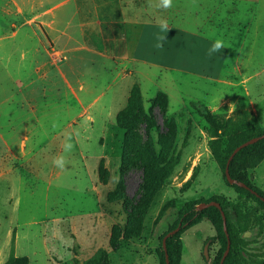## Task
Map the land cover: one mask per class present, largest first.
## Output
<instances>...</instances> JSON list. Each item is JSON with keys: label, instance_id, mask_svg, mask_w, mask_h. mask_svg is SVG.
<instances>
[{"label": "rangeland", "instance_id": "rangeland-1", "mask_svg": "<svg viewBox=\"0 0 264 264\" xmlns=\"http://www.w3.org/2000/svg\"><path fill=\"white\" fill-rule=\"evenodd\" d=\"M33 1L39 13L48 7L44 0ZM207 1L196 0L198 26L206 20ZM236 1L229 6V30H245V40L237 50L243 75L230 77L233 85L140 76L141 90L134 86L114 116L105 117L113 108L107 103L110 94L98 101L100 113L87 112L113 123L102 130L99 120L88 128L95 143L87 144L81 139L86 121L81 103L93 101V95L81 90L77 75L64 80L58 73L59 33L46 24L49 18L29 12L30 0H0V264H158L159 237L175 222L178 209L212 195L227 197L241 211L251 209L245 225L250 231L235 237L249 260L245 264L264 263V213L254 202L243 205L226 186L211 150L217 122L255 120L264 129V0ZM181 13L189 18L188 7ZM132 91L141 96L142 114L130 102ZM162 94L165 112L152 109ZM221 97L234 102L236 111L229 112L228 105L208 108ZM123 110L121 128L116 119ZM66 142L72 144L69 152ZM78 148L96 157L86 162ZM58 156L65 158L63 169L53 165ZM249 176L264 192V160ZM148 183L149 199L143 202ZM215 235L206 219L187 229L180 264H212L219 245L207 240Z\"/></svg>", "mask_w": 264, "mask_h": 264}, {"label": "crops", "instance_id": "crops-1", "mask_svg": "<svg viewBox=\"0 0 264 264\" xmlns=\"http://www.w3.org/2000/svg\"><path fill=\"white\" fill-rule=\"evenodd\" d=\"M30 1L29 12L49 18L46 24L59 33L58 73L64 80L66 75H77L78 81L82 79L81 90L93 95V101L81 103L86 120L81 124L85 129L81 136L83 143H95L88 128L99 120L102 130L113 124L105 117L114 116L123 108L134 86L141 90L140 76L165 74L206 81L213 86H231L230 77L243 75L237 50L242 48L245 30L241 32L234 27L233 34L229 30V6H236V0H208L206 20L200 26L193 23L197 16L196 0H173L172 7L166 10L155 7L157 0H152L151 7L149 0H44L43 5L48 7L40 13L35 10V2ZM184 6L188 7L189 18L180 16ZM161 20L168 23L170 30L161 33L167 40L163 49H157L155 34L160 32ZM217 39L224 41L225 49L209 56V49ZM229 52L233 53L231 61ZM229 64L233 65L232 70ZM244 81V78L240 80ZM158 92L166 94L164 90ZM106 95L110 98L107 103L113 107L107 110L109 114L88 117L91 109L100 113L102 107L98 101ZM230 102L229 98L221 97L207 106L216 111ZM74 140L80 143V138ZM78 153L86 162L96 157L84 154L79 148ZM252 176L253 182L256 181L255 173Z\"/></svg>", "mask_w": 264, "mask_h": 264}, {"label": "trees", "instance_id": "trees-1", "mask_svg": "<svg viewBox=\"0 0 264 264\" xmlns=\"http://www.w3.org/2000/svg\"><path fill=\"white\" fill-rule=\"evenodd\" d=\"M160 100V102L153 104L152 109H158L160 112H165L167 106L166 95H160ZM130 102H133L135 105L134 111L140 114L144 112L141 103V96L138 93H133V91L131 92ZM190 105L199 113L205 112L202 111V105L199 103L191 102ZM125 112L126 110H123L117 115L116 124L121 128H124L121 117L125 115ZM215 134L216 135L214 136L216 137V140L212 143L211 150L217 164L223 172L224 183L228 188L233 189L238 194V197L241 199V201H243V205L245 202H254L261 209V212L264 213V201H262V198L264 199V192L251 182L249 176V170L255 169L264 160V138L258 140L254 144L247 145L246 147L240 149L234 155L228 166L230 177L238 182L244 183L248 189L240 187L237 184L230 185L225 178L227 161L233 150L250 139L263 135L264 129H262L255 120L250 122L238 121L234 123H229V121H226L225 123L217 122L215 124ZM143 169L144 175H147L145 166ZM153 171H155L157 175L160 173V171L156 168H154ZM154 187L155 186L153 185V188ZM144 189L145 190L143 191V194H141L142 200L143 202H147V199H149L150 190L149 183L148 186L144 187ZM211 201L220 203L226 218V232L228 233V237L230 239V250L222 264H234L233 260L237 261L236 264H245L247 261H249L242 257V252H244V249L241 247V243L237 242L235 233H244L246 231H250L249 229H246L245 225L248 223L250 215L252 217L251 209L243 207V210L241 211V209L239 210L235 203L231 202L227 197L223 195H212L208 198L199 197L190 201H186L178 209L177 219L175 222L170 225L169 228L159 237L160 245L156 250L158 264H166V255L168 258V264H180L182 256L181 235L190 227L200 223L203 219H206L210 222L216 233V235L209 238L207 242L209 245L215 242L219 245V251L215 255L212 264H220L222 256L227 247V237L223 229L221 212L214 206H209L201 210L198 209V206L202 203H209ZM169 207H171V205ZM143 211V209L139 210L138 214H143ZM253 217H255L254 214ZM177 227H179V230L166 239V250L164 251L162 247L163 237L169 231H172Z\"/></svg>", "mask_w": 264, "mask_h": 264}, {"label": "clouds", "instance_id": "clouds-1", "mask_svg": "<svg viewBox=\"0 0 264 264\" xmlns=\"http://www.w3.org/2000/svg\"><path fill=\"white\" fill-rule=\"evenodd\" d=\"M173 0H157L155 7L161 8V9H169L172 7ZM149 6H152V0H149ZM159 28L160 32L155 34V40L156 43L154 45L157 49H163L164 47V41L167 40L166 35H162L161 33H168L170 28L168 26V23L164 20L159 21ZM225 49V43L223 40L217 39L214 41V43L211 45L208 55L212 56L213 54L221 52V50ZM145 111H147V106L145 108ZM228 111L229 112H235L236 111V104L234 102H230L228 104ZM55 127V125H53ZM72 149V144L70 142H66L64 144V151L69 152ZM66 161L64 156H58L53 159V165L63 169L65 167Z\"/></svg>", "mask_w": 264, "mask_h": 264}, {"label": "water", "instance_id": "water-1", "mask_svg": "<svg viewBox=\"0 0 264 264\" xmlns=\"http://www.w3.org/2000/svg\"><path fill=\"white\" fill-rule=\"evenodd\" d=\"M264 138V134L259 136V137H256V138H253V139H250L249 141L239 145L238 147H236L232 154L230 155L228 161H227V165H226V169H225V178L226 180L229 182L230 185L232 184H237L238 186L240 187H243L245 189H248V187L242 183V182H238L234 179H232L229 175V172H228V166H229V163L230 161L232 160V158L234 157V155L242 148L246 147L247 145H250V144H254L255 142H257L258 140ZM253 193V192H252ZM262 201H264V199L262 198ZM209 206H214L216 207L217 209L220 210L221 212V216H222V220H223V229L225 231V234H226V237H227V247H226V250L222 256V259L220 261V264L223 263L224 259L226 258L227 254L229 253V250H230V239L228 237V233L226 232V218H225V214L224 212L222 211V207L220 205L219 202H215V201H211L209 203H202L201 205L198 206V209L201 210V209H204V208H207ZM179 230V227H177L176 229L172 230V231H169L162 239V247L164 249V251L166 250V239L170 236H172L173 234H175L177 231ZM207 248H208V243L205 245L204 247V256L206 259H208V253H207ZM166 264H168V258H167V255H166Z\"/></svg>", "mask_w": 264, "mask_h": 264}]
</instances>
